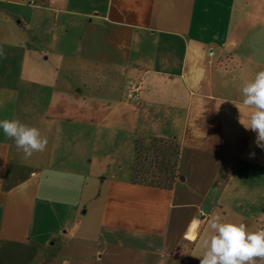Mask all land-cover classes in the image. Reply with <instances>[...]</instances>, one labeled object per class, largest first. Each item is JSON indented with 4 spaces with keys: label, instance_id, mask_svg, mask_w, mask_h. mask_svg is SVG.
Returning a JSON list of instances; mask_svg holds the SVG:
<instances>
[{
    "label": "crops",
    "instance_id": "crops-1",
    "mask_svg": "<svg viewBox=\"0 0 264 264\" xmlns=\"http://www.w3.org/2000/svg\"><path fill=\"white\" fill-rule=\"evenodd\" d=\"M251 18L241 0H0V120L48 140L25 158L0 129V264L15 246L34 264L200 262L213 215L264 230V148L227 82L228 32ZM138 137L179 144L170 188L131 182Z\"/></svg>",
    "mask_w": 264,
    "mask_h": 264
},
{
    "label": "clouds",
    "instance_id": "clouds-1",
    "mask_svg": "<svg viewBox=\"0 0 264 264\" xmlns=\"http://www.w3.org/2000/svg\"><path fill=\"white\" fill-rule=\"evenodd\" d=\"M240 91L243 99L236 107L247 114V120L241 119L240 123L257 134L256 144L264 148V70L245 81ZM0 129L6 137L14 139L25 158L47 147V137L38 128L19 120H0ZM209 228L214 234L204 241V254L198 257L200 264H257V261L264 264V230L249 231L243 223L222 222L218 214L209 220Z\"/></svg>",
    "mask_w": 264,
    "mask_h": 264
},
{
    "label": "rangeland",
    "instance_id": "rangeland-1",
    "mask_svg": "<svg viewBox=\"0 0 264 264\" xmlns=\"http://www.w3.org/2000/svg\"><path fill=\"white\" fill-rule=\"evenodd\" d=\"M241 10L244 14L247 12L252 13L251 24L254 21V27L252 25L248 28L241 26L239 32H228V39H234L237 42L236 47L231 51L234 58L228 60L232 72L227 74V82L233 86L235 92H239L242 84L254 78L258 71L264 70V47L262 42H258V0H241ZM237 13L238 7L235 5L233 7V24L240 19ZM242 34L246 36L243 38ZM210 49L213 54L214 48ZM220 64H223L222 61H220ZM236 195L240 199L243 197V193L240 192H236ZM12 250H15V252L13 251L14 254L10 256L12 264H34L39 257L42 258L41 256H35L34 251L28 246H15L12 247ZM143 264H200V262L194 259H185L184 255L161 254L160 251L150 254L146 251Z\"/></svg>",
    "mask_w": 264,
    "mask_h": 264
},
{
    "label": "trees",
    "instance_id": "trees-1",
    "mask_svg": "<svg viewBox=\"0 0 264 264\" xmlns=\"http://www.w3.org/2000/svg\"><path fill=\"white\" fill-rule=\"evenodd\" d=\"M180 146L165 137H138L134 142L132 183L170 188L182 178L179 171Z\"/></svg>",
    "mask_w": 264,
    "mask_h": 264
},
{
    "label": "built area",
    "instance_id": "built-area-1",
    "mask_svg": "<svg viewBox=\"0 0 264 264\" xmlns=\"http://www.w3.org/2000/svg\"><path fill=\"white\" fill-rule=\"evenodd\" d=\"M209 53L212 54V50H209ZM141 89L140 80H131L125 88V98L127 100L136 101L139 98V93Z\"/></svg>",
    "mask_w": 264,
    "mask_h": 264
}]
</instances>
